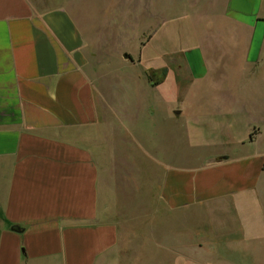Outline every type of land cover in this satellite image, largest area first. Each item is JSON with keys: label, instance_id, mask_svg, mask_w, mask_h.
I'll use <instances>...</instances> for the list:
<instances>
[{"label": "crops", "instance_id": "crops-1", "mask_svg": "<svg viewBox=\"0 0 264 264\" xmlns=\"http://www.w3.org/2000/svg\"><path fill=\"white\" fill-rule=\"evenodd\" d=\"M109 1V12L87 16L82 0H0V264H264L261 0L218 2L241 27L237 91L210 75L201 46L179 49L164 77L145 73L154 89L169 71L206 80L207 92L175 95L182 107L168 111L198 150L185 164L175 151L151 157L144 125L135 137L150 94L127 71L140 59L113 44L149 0ZM135 154L141 172L116 166ZM151 205L156 219L133 220Z\"/></svg>", "mask_w": 264, "mask_h": 264}, {"label": "rangeland", "instance_id": "rangeland-1", "mask_svg": "<svg viewBox=\"0 0 264 264\" xmlns=\"http://www.w3.org/2000/svg\"><path fill=\"white\" fill-rule=\"evenodd\" d=\"M59 1L62 0H55V2ZM219 1L222 0H149L148 4L146 3L141 10H137L136 5H134L133 8L137 12L133 13L135 15L133 28L128 29V34L121 42L113 43L116 48H119L118 50L124 48L135 60L140 59L139 62L133 63V65L128 63L127 71L132 73L134 78L140 77L141 82L144 84L143 93H149L150 97L147 101L149 107L144 120L142 121V118H140L133 125L134 135L137 139H140L138 135H141L140 130L144 125L146 129L143 138L144 143L148 149L156 154L151 155V157L155 156L161 161L172 156L174 151L177 157H181L183 164L191 160L193 156L195 157L198 150L192 148L189 134L182 131L184 123L180 119L173 120L170 118L168 111L177 104L182 107L183 101L175 99V95L205 93L207 92V83L206 80H203L204 83L201 85H191L185 83L183 77L178 78L169 71L164 83L154 89L150 85L147 86L145 73L148 69L153 70L157 77H164L165 72L169 69L168 63L173 64V58H179V49L184 52L201 46L205 52L204 59H207L210 63V75L215 78L222 75L229 78L227 84L232 86L235 91L238 90L237 80L233 78H237L239 51L243 45L242 33L241 30L239 31L241 27L229 20L227 15L225 18L223 13L221 14ZM100 5L102 12L99 10ZM110 5L109 0H100L98 3L97 0H82L78 11H82L88 16L91 12L93 15L94 8H96L97 13L104 15L109 12L110 7L112 8V5ZM257 12L264 14V0L260 1ZM232 17L246 20L238 14H233ZM115 22L116 20L112 21V23ZM163 48L165 53L162 51ZM222 49L229 50V53L223 54ZM113 54L115 55L114 52ZM113 59H117V57L115 56ZM159 60L166 62L167 67H164V69L162 67L161 70L158 69ZM155 92L165 94L167 99L163 101L155 98ZM136 155L138 154L134 155L133 165L116 166L123 169L127 168V170H132L135 173L141 172V165L136 163ZM146 160V163L149 162V159ZM149 165L150 186L152 187L156 183L153 178L158 172V165L151 159L147 167ZM126 183H129V181H123V184ZM137 183L141 184V181H133L132 186L134 189L138 187ZM248 203L252 204L253 201L249 200ZM132 214L135 215L133 217L134 221L148 218L150 221L156 219V212L153 211L152 205L144 213L139 210L132 212ZM190 220L189 213H183V225L189 226ZM188 231V228H183V236L187 239L189 237ZM183 246L188 247L189 244ZM205 263L204 260H193L191 258H183L181 262V264Z\"/></svg>", "mask_w": 264, "mask_h": 264}]
</instances>
